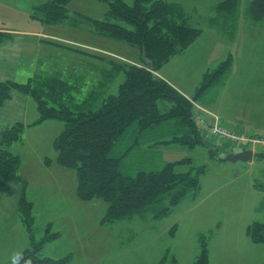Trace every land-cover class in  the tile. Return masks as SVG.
<instances>
[{
	"label": "rangeland",
	"instance_id": "1",
	"mask_svg": "<svg viewBox=\"0 0 264 264\" xmlns=\"http://www.w3.org/2000/svg\"><path fill=\"white\" fill-rule=\"evenodd\" d=\"M47 1L0 0V29L11 35V45L20 46L25 53L21 62L26 73H21L23 77L18 80L26 82L31 76L46 82V77L62 75L75 89L65 96L60 93V99L70 107L87 100L95 90L98 95L93 99L98 104L109 94L116 95L125 75L117 74L114 66L139 63L140 51L92 35V26L86 22L74 29L68 24L49 26L32 18L35 8ZM112 1L72 0L70 17L81 14L103 20ZM123 1L132 5L135 0ZM162 1L183 6L190 25L201 29L203 35L163 66L159 76L192 97L203 76L230 59V75L221 86L208 91L201 102L216 115L214 120L219 125L244 123L251 134L258 136L252 126L259 127L256 130L264 134V21L256 24L252 21L249 15L252 0L238 1L234 20L229 14L231 6L226 12L218 8L226 0ZM98 44L105 53L96 51ZM105 71L117 75L102 93L96 86ZM32 107L30 114H36L34 101ZM44 124L34 127H39L36 133L24 132L23 141L12 148L22 159L21 172L25 174L28 163L32 166L26 168L29 173L26 174L31 180L28 193L36 216L35 238L41 240L48 228L51 234L58 235L44 246L43 256L53 260L70 257L68 264H195L202 243L206 242L208 264H264V243H254L247 234L251 225L264 224L263 147L256 146L253 162L234 164L219 158L238 153L245 146L243 142L211 141L201 133L204 144L191 149L171 143L184 134L178 121H168L143 134L132 128L113 152L115 157H122L123 174L135 176L191 160V165H179L175 172L191 173L199 179L201 190L189 194L161 219H155L154 215L170 206L168 196L157 207L102 225L108 204L102 200L80 201L75 192V172L66 170L68 177L63 175L60 181L53 180L55 174L60 175L58 170L47 171L45 159L56 160L53 141L64 124L59 121Z\"/></svg>",
	"mask_w": 264,
	"mask_h": 264
},
{
	"label": "trees",
	"instance_id": "2",
	"mask_svg": "<svg viewBox=\"0 0 264 264\" xmlns=\"http://www.w3.org/2000/svg\"><path fill=\"white\" fill-rule=\"evenodd\" d=\"M238 1L226 0L218 8L226 12L231 6L229 14L233 19ZM71 2L48 0L35 8L32 18L49 26L68 24L74 29H78L81 22H86L92 26V34L138 49L140 62L114 66L117 74L124 73L125 80L116 95L109 94L100 104L93 99L98 95L95 94L81 104L67 106L65 100L60 99V93L65 96L75 89L61 78L62 75H55L46 77V82H40V77H31L24 83L0 82V107L12 98L13 93H18L33 100L37 106L38 119L31 127L47 121L64 124L63 131L53 142L57 155L55 164L75 172L76 196L80 201L102 200L108 204L102 225L157 207L168 196L171 198L170 206L154 215L155 219H161L189 194H197L201 190L199 179L191 173L175 172L179 165H191V160L168 164L159 171H142L128 176L122 173V157H115L114 149L132 128L143 134L168 121H178L184 133L182 137L173 139L172 144L194 149L204 144L201 133L211 141L233 142L209 136L197 122L203 119L209 127L215 124L216 115L205 108L201 99L214 86L222 85L230 75L232 61L228 59L217 70L207 72L195 94L187 97L157 75L172 58L183 53L203 35L201 29L190 25V17L183 6L162 0H135L132 5L114 0L108 3L103 20H94L81 14L71 18ZM249 15L255 24L264 21V0H252ZM11 38L8 33L0 32V45ZM147 62L151 63V69H148ZM115 73L106 71L104 87L117 75ZM25 129L24 124H0V194L9 192V183L21 187L19 217L29 236V247L22 253L20 264L29 259L32 264H68L70 257L53 260L42 255L44 246L57 239V234H51L48 228L41 240L35 238L36 216L33 203L26 197L28 182L21 174L22 159L10 151L14 144L23 141ZM52 164L51 159H45L46 167ZM247 234L254 243L263 244L264 224L251 225ZM208 261L209 251L203 242L195 264H208Z\"/></svg>",
	"mask_w": 264,
	"mask_h": 264
},
{
	"label": "crops",
	"instance_id": "3",
	"mask_svg": "<svg viewBox=\"0 0 264 264\" xmlns=\"http://www.w3.org/2000/svg\"><path fill=\"white\" fill-rule=\"evenodd\" d=\"M0 32L3 31H1L0 29ZM39 37H47V36L40 35ZM98 45L99 46H97L96 51L105 53L104 50H102L103 46H101L100 44ZM13 47L16 49L13 50L8 49ZM19 47L20 46L17 45L15 46L13 44L11 45L9 41L0 45V82L12 81V82L24 83L18 80L20 79V77H23L21 76V73L23 72L24 74L26 73L24 69L25 64L22 65L21 62V58L25 53ZM105 75H106V71L103 74V79ZM94 85H96V83ZM108 85L109 84H107L106 86ZM105 87L103 80L100 83H98V85L96 86V88H98V90H101L102 93L106 90ZM95 94H97L96 90L88 96V99L93 98ZM32 105H33V100L29 99L26 96H22L21 94L13 93L12 98L9 101L5 102V104L2 107H0V124L4 126H14L17 124H24L27 127L25 131L26 133L28 132L36 133L37 132L36 128L43 127L46 125L42 123L41 126L36 127L35 129H34L35 126H32L31 128V125H33L38 119L37 112L36 114L34 113L30 114L31 112L30 108H33ZM207 110L212 114H214L210 109ZM243 125L244 123L231 127L240 129L239 127H242ZM252 127L253 129H255L254 130L255 134L261 136L264 135V134H260L256 130L259 127L257 128L255 126ZM53 132L54 131H52V133ZM44 142H46V140ZM38 144H41V140L38 142ZM12 148L10 149V151L15 155L19 156V154H16L15 152L12 151ZM52 161L55 164L56 160H52ZM27 165H29V163ZM27 165L24 168L25 174L23 172H21V174L23 178L28 182L26 197L29 200L28 191L31 188V183H30L31 180L27 176V174L29 173H27L26 170L32 169V166L30 165L27 166ZM46 169L47 171L50 172H52V170H58V173L60 175L55 174L53 180L59 179L60 181H62L64 179L63 175L65 177H68L67 171L60 167H57L56 164L55 165L52 164L50 167H47ZM8 186L10 189L9 192L5 194H0V264H10L12 260V256L15 253H23L26 250L27 246L29 245V241H27L29 240V236L27 238L28 233L25 227L23 226V224L21 223L19 217V200L22 195V189L19 185L13 183H9ZM29 201L31 202V200Z\"/></svg>",
	"mask_w": 264,
	"mask_h": 264
},
{
	"label": "built area",
	"instance_id": "4",
	"mask_svg": "<svg viewBox=\"0 0 264 264\" xmlns=\"http://www.w3.org/2000/svg\"><path fill=\"white\" fill-rule=\"evenodd\" d=\"M197 122L200 124L201 127H204L209 136L217 137L219 139H228L231 141H238L247 144H251L252 146H262L264 147V137L263 138H252L249 137L250 129L248 127H244L240 133L228 129L226 127H220V125L215 122L213 126H207L204 123L203 119H198Z\"/></svg>",
	"mask_w": 264,
	"mask_h": 264
},
{
	"label": "water",
	"instance_id": "5",
	"mask_svg": "<svg viewBox=\"0 0 264 264\" xmlns=\"http://www.w3.org/2000/svg\"><path fill=\"white\" fill-rule=\"evenodd\" d=\"M148 69L152 68L151 63H147ZM256 157V153L253 150L247 149L246 147L241 148L238 153H228L223 158V161L230 162V163H251L253 162L254 158Z\"/></svg>",
	"mask_w": 264,
	"mask_h": 264
},
{
	"label": "clouds",
	"instance_id": "6",
	"mask_svg": "<svg viewBox=\"0 0 264 264\" xmlns=\"http://www.w3.org/2000/svg\"><path fill=\"white\" fill-rule=\"evenodd\" d=\"M23 259L22 253H15L12 256L11 264H20L21 260ZM24 264H32L31 260H25Z\"/></svg>",
	"mask_w": 264,
	"mask_h": 264
}]
</instances>
